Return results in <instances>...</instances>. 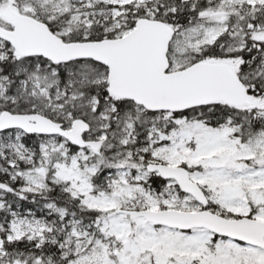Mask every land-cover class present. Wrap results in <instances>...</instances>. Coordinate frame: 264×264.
Returning <instances> with one entry per match:
<instances>
[{
    "label": "snow or ice",
    "instance_id": "6c2138e0",
    "mask_svg": "<svg viewBox=\"0 0 264 264\" xmlns=\"http://www.w3.org/2000/svg\"><path fill=\"white\" fill-rule=\"evenodd\" d=\"M0 264H264V0H0Z\"/></svg>",
    "mask_w": 264,
    "mask_h": 264
}]
</instances>
